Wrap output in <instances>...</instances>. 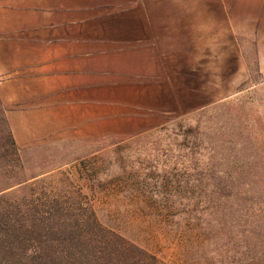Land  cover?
<instances>
[{"label": "rangeland", "instance_id": "rangeland-1", "mask_svg": "<svg viewBox=\"0 0 264 264\" xmlns=\"http://www.w3.org/2000/svg\"><path fill=\"white\" fill-rule=\"evenodd\" d=\"M246 51L247 76L132 137L19 149L0 101V264H264V66Z\"/></svg>", "mask_w": 264, "mask_h": 264}, {"label": "crops", "instance_id": "crops-1", "mask_svg": "<svg viewBox=\"0 0 264 264\" xmlns=\"http://www.w3.org/2000/svg\"><path fill=\"white\" fill-rule=\"evenodd\" d=\"M248 49L264 66V0H0L5 123L19 149L136 136L247 76Z\"/></svg>", "mask_w": 264, "mask_h": 264}, {"label": "trees", "instance_id": "trees-1", "mask_svg": "<svg viewBox=\"0 0 264 264\" xmlns=\"http://www.w3.org/2000/svg\"><path fill=\"white\" fill-rule=\"evenodd\" d=\"M13 144H14V142H13ZM15 145V144H14ZM94 225L96 226V227H100L99 226V224H97V221H95L94 220ZM137 249V248H136ZM140 253H143V254H145V252H143L142 250H140V249H137ZM151 259H152V261H153V264H160L157 260H156V258L155 257H151Z\"/></svg>", "mask_w": 264, "mask_h": 264}]
</instances>
